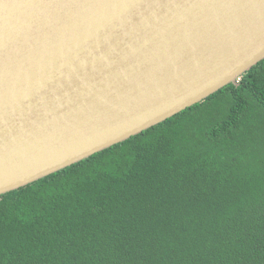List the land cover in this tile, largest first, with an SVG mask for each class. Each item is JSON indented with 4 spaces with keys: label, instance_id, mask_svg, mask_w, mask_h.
<instances>
[{
    "label": "water",
    "instance_id": "water-1",
    "mask_svg": "<svg viewBox=\"0 0 264 264\" xmlns=\"http://www.w3.org/2000/svg\"><path fill=\"white\" fill-rule=\"evenodd\" d=\"M264 60V0H0V196Z\"/></svg>",
    "mask_w": 264,
    "mask_h": 264
},
{
    "label": "trees",
    "instance_id": "trees-1",
    "mask_svg": "<svg viewBox=\"0 0 264 264\" xmlns=\"http://www.w3.org/2000/svg\"><path fill=\"white\" fill-rule=\"evenodd\" d=\"M0 264H264V60L1 195Z\"/></svg>",
    "mask_w": 264,
    "mask_h": 264
}]
</instances>
